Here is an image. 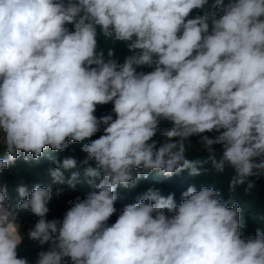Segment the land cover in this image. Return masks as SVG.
<instances>
[{"label": "clouds", "instance_id": "9594fccd", "mask_svg": "<svg viewBox=\"0 0 264 264\" xmlns=\"http://www.w3.org/2000/svg\"><path fill=\"white\" fill-rule=\"evenodd\" d=\"M100 37L130 54L105 55ZM193 136L206 159L188 158ZM74 142L86 156L51 157V183L18 186V202L0 182V264H30L25 239L49 246L35 264H264V226L245 237L214 187L178 204L149 187L109 222L118 189L152 173L230 168L229 192L245 194L264 175V0H0V173ZM82 178L96 190L48 219ZM22 213L38 218L26 234Z\"/></svg>", "mask_w": 264, "mask_h": 264}, {"label": "trees", "instance_id": "16d2710c", "mask_svg": "<svg viewBox=\"0 0 264 264\" xmlns=\"http://www.w3.org/2000/svg\"><path fill=\"white\" fill-rule=\"evenodd\" d=\"M227 2V0H226ZM202 14L200 11H194L192 17L195 15ZM71 28L72 26L69 25ZM100 46L105 50V55H107V49L111 47L114 51V58L119 62H123L124 58L129 55V51L126 45L122 42L113 44L112 42H106L103 37H100ZM138 70H143L145 72L151 71L150 68H142ZM112 104L97 106V111L95 115L101 117L106 114L111 113ZM115 118V117H114ZM160 127L167 128L170 124L166 121H162ZM102 134L101 131L98 132L91 139H96ZM91 139H86L82 143H90ZM157 141H162L163 138L157 134L154 137ZM193 144V149L189 152V159H206L207 153L199 151L197 146L198 137L193 136L190 138ZM81 143H72L69 149L64 152H53L52 150L46 148L43 155L38 161H31L30 163H25L23 160V154L20 158L11 165L8 169L0 173V182L7 185L8 195L10 200L15 203L18 202L20 197L16 191L17 187L20 185H26L31 191L32 187L37 184L49 185L51 183V178L48 174V168L51 166V157L55 156L62 159L68 155H75L78 160H82L86 154L81 151ZM219 150V146H215ZM73 149L75 150L73 152ZM7 153L0 150V158L6 157ZM92 166H95L94 162H91ZM208 167V165H205ZM233 175V171L230 168H226L224 173L218 174H208L200 176H192L189 174L188 170L174 175L172 177H164L163 175L152 173L146 179H141L136 188L128 189H118V200L116 202V208L122 209L125 205L134 203L137 197L143 194L149 187H156L160 189L161 195L167 197L169 194H174L176 203L181 202V194L187 190L189 186H195L197 190L202 187H214L222 193V198L225 202L231 206L232 202H236L240 205L242 209V215L244 217L246 227L242 229V233L245 237L254 236L256 229L258 227L264 226V175L259 178L252 177L255 182V187L251 190L249 194H245L244 185L239 186L235 192H229L228 190V180ZM98 183V180L96 181ZM96 189L87 183L83 178L81 182L77 184L75 190H66L64 194L60 197H53L49 203V214L48 219L62 218L60 215L61 203L68 201V197H80L84 198L88 192L95 191ZM38 218L31 215L30 213L21 214V224L22 232L27 233ZM48 245L43 246V249L37 244L25 239L24 244L21 246L19 255L26 256L30 264H34L33 259L36 260L38 257V252L41 250H48Z\"/></svg>", "mask_w": 264, "mask_h": 264}, {"label": "rangeland", "instance_id": "374dc122", "mask_svg": "<svg viewBox=\"0 0 264 264\" xmlns=\"http://www.w3.org/2000/svg\"><path fill=\"white\" fill-rule=\"evenodd\" d=\"M97 110H98V109H97ZM8 196H9V195H8ZM68 198H69L68 201H69V200H74V199H75L74 197H68ZM68 201H66V202H62V203H61V208H59V209H60V214H61L60 216H61V217H63V214L66 212V210H67L68 207L70 206V205L68 204ZM120 210H121V209H118V208H117V213L111 217V219H110V221H109L110 223H114V222H115L117 216L119 215ZM21 228H22V227H21ZM21 230H22V229H21ZM35 261H36V260L33 259L34 264H35Z\"/></svg>", "mask_w": 264, "mask_h": 264}]
</instances>
